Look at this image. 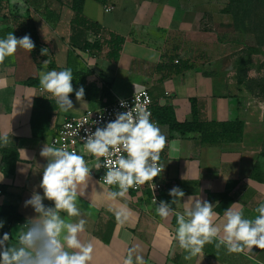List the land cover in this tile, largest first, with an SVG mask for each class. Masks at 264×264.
I'll return each mask as SVG.
<instances>
[{
	"label": "crops",
	"instance_id": "crops-1",
	"mask_svg": "<svg viewBox=\"0 0 264 264\" xmlns=\"http://www.w3.org/2000/svg\"><path fill=\"white\" fill-rule=\"evenodd\" d=\"M228 3L84 0L85 17L124 37L119 59L113 62L105 58V50L93 53L71 44V0H0V38L9 32L23 37L26 25L44 52L37 57L33 50L18 47L0 63V133L9 137L8 143L0 146V211L10 206L22 217L9 228L13 242L21 225L35 215L23 204L38 186L46 163L40 151L44 145L50 146V138L64 118L77 117L142 88L151 94L162 133L169 141L179 142L178 151L170 152L167 146L162 151L164 188L160 199L168 200V190L179 186L185 201L192 196L213 203L217 222L236 202V210L242 206L245 218L258 215L254 209L264 201V157L260 154L264 146V99L254 96L244 81H238L234 60L245 47L236 42L242 32L230 27L231 14L223 12ZM106 6L109 12L104 11ZM233 36L235 40L230 41ZM85 38L92 41L94 37L86 34ZM169 58L191 59L194 66L175 72L162 67L168 66ZM64 68L72 71L74 89L85 88L84 101L70 94L74 109L67 112L59 110L51 94L39 85L42 71ZM30 79L36 82L28 84ZM105 86L110 97L103 94ZM35 99L39 105L33 107ZM170 118L179 124L204 125L237 120L242 124L241 136L237 140H206L209 130L205 127L182 131L170 127ZM33 126L46 130L42 136H35ZM1 147L9 149L13 158L6 174L1 166ZM79 152L83 154L84 147ZM85 158L90 167L94 165V158ZM256 164L257 177H252ZM98 174L93 171V179L81 186L84 195L78 198L82 218L87 221L81 239L90 241L94 248L91 264H123L132 246H138L144 264H264V249L229 253L223 247L217 249L215 243L206 244L201 254L186 259L188 253L174 238L183 205L162 219L147 193H126L123 198L110 200L107 193L118 189L97 182ZM120 209L128 216L123 223H118L114 214ZM61 215L69 222L81 218ZM0 219L7 223L6 216Z\"/></svg>",
	"mask_w": 264,
	"mask_h": 264
},
{
	"label": "clouds",
	"instance_id": "clouds-1",
	"mask_svg": "<svg viewBox=\"0 0 264 264\" xmlns=\"http://www.w3.org/2000/svg\"><path fill=\"white\" fill-rule=\"evenodd\" d=\"M18 47L31 52L35 44L28 34L17 38L9 32L0 38V63L15 54ZM72 82L73 74L68 68L42 71L39 75L40 88L50 93L58 109L65 112L74 109L70 94L74 93L77 101H84L85 88L81 85L74 89ZM119 107L124 111H118L114 119L95 126L94 130L84 128L81 135V125L79 130L70 133L83 140V154L66 146L42 147L40 156L46 163L38 186L23 204L35 215L21 225L14 242L9 232L2 231L6 221L0 219V264H91L94 248L90 241L81 239L87 221L82 218L78 198L84 195L81 186L93 179V171L104 169L97 182L116 186L118 190L107 193L113 201L125 197L130 188L146 182H152L149 186L153 189L156 187L154 178L163 170L159 163L161 152L166 146L170 152L178 151L179 142L168 140L145 107L129 106L122 98ZM8 139L7 133H0V146L6 145ZM86 156L95 159L93 166L90 167ZM167 195L168 200L157 202L155 198L153 203L162 219H167L183 205L174 238L188 253L186 259L201 254L210 243L229 253L264 249V201L254 209L258 213L254 219L245 218L242 206L236 210L239 203L236 202L224 210L217 222L213 203L192 196L185 201V192L179 186H173ZM61 213L69 218H81L69 222ZM114 214L118 223L128 219L123 209ZM123 264H144L138 246L128 248Z\"/></svg>",
	"mask_w": 264,
	"mask_h": 264
},
{
	"label": "trees",
	"instance_id": "trees-1",
	"mask_svg": "<svg viewBox=\"0 0 264 264\" xmlns=\"http://www.w3.org/2000/svg\"><path fill=\"white\" fill-rule=\"evenodd\" d=\"M84 0H71V9L73 10V16L70 20V27H71V37L70 42L73 46H76L80 48L81 50H88L90 52L96 53V52H102L105 50V58L109 61L116 62L119 59V55L122 49V45L124 43V37L112 32L106 31L99 23L96 21H92L85 17L82 14V6H83ZM253 3H257L264 5V0H251ZM247 6L246 0H229V3L223 9V12L229 13L232 16L233 22L230 25L234 31L239 32H246V26L243 24V16L240 13L243 12L245 7ZM237 8V11L234 9ZM239 14V17H238ZM22 27V26H21ZM24 34L23 35H30L31 39L33 40L35 47L33 49V53L37 57L43 56V48L38 45L36 42V35L33 31L29 30V27L26 25H23ZM29 30V31H28ZM255 39L256 44L253 46H248V48L242 49L240 52L237 53V56L244 52L245 50H254L255 48L259 47L256 34L253 31L252 32ZM89 34L93 36L92 41H87V38H85V35ZM237 56L235 61V67L237 70H239V74L237 75L238 81H244L246 87L253 93L254 96H259L264 98V77L260 79H253L248 78L245 71L241 70L240 67H238L239 62L237 61ZM205 61V60H204ZM168 66L163 65L162 67H166L169 69H173L175 72L183 71L189 68H192L194 66V62L191 59H177V62L174 61V59L169 58L167 63ZM35 80H28V84H34ZM103 94L105 96H109V92L107 87H103ZM39 105L38 99L34 100L33 107H36ZM193 105V115L196 114V106L194 104V101H192ZM153 112V109H152ZM154 116V112H153ZM155 117V116H154ZM168 124L172 128H176L179 130H201L202 127H205L209 130L208 136H205V139L207 140H213L215 138L221 139V140H237L241 136V129L242 124L241 122L237 120L233 121H227L223 123H207V124H179L177 123L173 118H170L168 120ZM46 130V127L40 126V127H34L33 126V134L35 136H42L44 131ZM233 136V137H232ZM2 152V169L3 172L6 174L5 169L13 164V158L11 151L7 148L1 147ZM261 156L264 157V146L263 150L261 151ZM13 170H11V173ZM258 172V164L255 165L253 171H252V177H257L256 173ZM0 216H6L7 217V223L5 224V227L2 231L8 232L11 224L13 222L22 221V217L16 212L15 208L10 206H5L0 211Z\"/></svg>",
	"mask_w": 264,
	"mask_h": 264
},
{
	"label": "built area",
	"instance_id": "built-area-1",
	"mask_svg": "<svg viewBox=\"0 0 264 264\" xmlns=\"http://www.w3.org/2000/svg\"><path fill=\"white\" fill-rule=\"evenodd\" d=\"M104 11L109 12L110 7L106 6L104 8ZM174 61L177 62V59H175ZM120 99L121 98H118L111 103H106L97 109H87L77 117L64 118L61 124L56 128L54 134L51 136L50 146H54L57 148L66 146L69 150H75L79 152L80 148L84 147V142L79 136H72L70 135V133L73 130H79L81 128V125H83V127L81 128V135H83L84 128H89L94 130L95 126L102 125L103 123L114 119L115 114L118 111H124V109H121L119 107ZM122 99H125L128 102L129 106L136 107L137 105H140L145 107L150 112V119L158 125V122L156 121L152 112L153 100L147 88H142L136 91L135 93H133L132 95L123 97ZM69 124L72 125L71 128L67 127ZM73 141H75V143H73ZM159 163L163 165L162 152ZM103 171L104 169H102L99 172L97 176L98 180L102 175ZM162 172L158 177L154 178V183L156 185L154 189L149 186L152 182H146L143 185H137L130 188L127 193H133L134 195H141L142 193H147L150 202L153 203L155 198L157 199V202H159L161 200L159 194L164 188V182L161 179ZM100 182L103 184L102 181ZM111 187L116 188V186H111Z\"/></svg>",
	"mask_w": 264,
	"mask_h": 264
},
{
	"label": "rangeland",
	"instance_id": "rangeland-1",
	"mask_svg": "<svg viewBox=\"0 0 264 264\" xmlns=\"http://www.w3.org/2000/svg\"><path fill=\"white\" fill-rule=\"evenodd\" d=\"M247 6L240 13L243 18V24L246 26V32H242L237 39V43H242L247 47L256 44V39L253 35V31L256 34L259 47L254 50H245L237 56L239 62L238 67L245 71L247 77L253 79H260L264 77V5L253 3L251 0H246ZM237 11V8L234 9ZM235 35V34H234ZM230 41H234V36L229 38ZM240 41V42H239ZM249 73H253V76H249ZM264 99V98H263Z\"/></svg>",
	"mask_w": 264,
	"mask_h": 264
}]
</instances>
